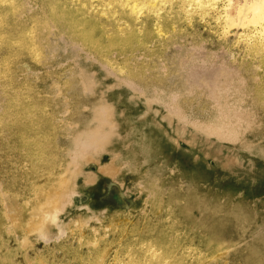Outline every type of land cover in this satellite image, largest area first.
Instances as JSON below:
<instances>
[{
    "label": "rangeland",
    "instance_id": "374dc122",
    "mask_svg": "<svg viewBox=\"0 0 264 264\" xmlns=\"http://www.w3.org/2000/svg\"><path fill=\"white\" fill-rule=\"evenodd\" d=\"M220 5L0 0V264H264V33Z\"/></svg>",
    "mask_w": 264,
    "mask_h": 264
},
{
    "label": "bare ground",
    "instance_id": "6f19581e",
    "mask_svg": "<svg viewBox=\"0 0 264 264\" xmlns=\"http://www.w3.org/2000/svg\"><path fill=\"white\" fill-rule=\"evenodd\" d=\"M158 1L159 0H150V3L155 4ZM191 1L194 3V5L196 4L198 8L210 7L212 10L215 9L217 10L218 4H221L223 11L222 29H224L229 33L237 32L238 34L244 35L248 29L255 30L256 33L261 36L264 33V0H241V1L237 0L238 2L236 0H191ZM49 221H52L50 222L51 224L56 223L55 214L49 217Z\"/></svg>",
    "mask_w": 264,
    "mask_h": 264
}]
</instances>
